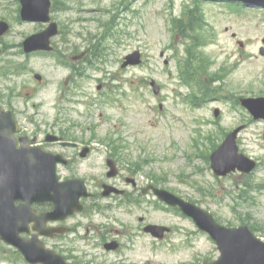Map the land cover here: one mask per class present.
Returning a JSON list of instances; mask_svg holds the SVG:
<instances>
[{
	"label": "rangeland",
	"instance_id": "374dc122",
	"mask_svg": "<svg viewBox=\"0 0 264 264\" xmlns=\"http://www.w3.org/2000/svg\"><path fill=\"white\" fill-rule=\"evenodd\" d=\"M55 1L58 7L69 9L54 12L61 34L54 38L57 51L51 59L13 55L27 35L44 26L20 22L18 2L0 0V20L10 24L0 39V103L23 122L39 110L37 119L45 121L43 125L52 121L57 133L59 127L67 126L74 138L98 148L91 160L78 161L79 169H61V177L84 178L91 190L99 192L108 169L100 156L117 148L124 175H138L143 184L153 183L193 199L222 224L248 223L264 239V187L257 188L264 184V121H250L241 105L221 98L192 107L185 98L191 89L178 76L179 61L187 55L181 25L187 24L188 8L196 0ZM202 15L204 19L196 24L198 38L192 40L187 56L193 66L205 68L206 82L227 98L264 95V55L260 53L264 15L234 14L216 2L202 3ZM175 16L183 21L173 33ZM87 48L100 55L91 63H80L76 72L60 63L75 64L73 55ZM136 49L142 52L143 62L123 68L126 55ZM35 72L42 74V83L33 76ZM153 79L160 85L159 94L153 91ZM240 125L246 126L239 136L241 151L261 165L249 176L234 172L218 177L207 156L227 132ZM96 158L99 163L93 166ZM247 180L256 186L249 188V194L244 193ZM106 202L89 201L85 213L66 222L73 231L68 237L74 238L58 244L66 254L88 264H189L219 255L215 242L197 233L190 219L153 208L148 223L171 227L167 238L157 241L143 236L136 218L131 217L134 214L113 210L111 203L106 210ZM132 226H137L135 231ZM94 228H103L112 237L118 233L123 249L118 254L105 252L101 245L107 237L92 232ZM88 232L96 239L85 241ZM0 264L28 263L4 244L0 245Z\"/></svg>",
	"mask_w": 264,
	"mask_h": 264
},
{
	"label": "water",
	"instance_id": "95a60500",
	"mask_svg": "<svg viewBox=\"0 0 264 264\" xmlns=\"http://www.w3.org/2000/svg\"><path fill=\"white\" fill-rule=\"evenodd\" d=\"M22 3L21 15L24 20L49 22L51 0H20ZM244 2H259L264 0H240ZM9 29L5 21L0 22V36ZM58 33V27L52 22L49 27L37 34L28 37L24 42L26 51L35 49H51L50 37ZM264 52V50H263ZM140 62V53L137 51L127 57L123 64ZM41 79L40 75H36ZM158 90V87H156ZM242 103L255 115V118H264V97L243 98ZM17 124L13 119L12 111L5 112L0 106V235L6 241L18 246L32 263L66 264L62 257L44 247L43 242L34 234L32 238H23L21 232L28 231V225L35 221L34 228L45 234L44 226L49 220L64 219L68 215L81 209L79 199L87 195L82 180L59 182L52 169L45 168L41 158L26 147L18 148L16 142ZM239 128L227 136L225 142L212 153V167L217 174L225 175L232 170L252 171L256 162L242 153H239L236 137ZM32 161L31 168H27ZM115 171L110 172L114 175ZM112 190L114 188L109 187ZM112 190H107L109 194ZM155 193L163 200L180 205L189 215L194 217L198 225L208 231L216 240L221 256L218 260L203 264H264V241L258 238L248 226L227 227L219 224L214 216L175 194L154 188ZM22 201L16 204V201ZM55 210L51 213L37 214L32 208L33 203L51 201ZM156 231L157 226H151ZM199 264V263H197Z\"/></svg>",
	"mask_w": 264,
	"mask_h": 264
},
{
	"label": "flooded vegetation",
	"instance_id": "af4514ba",
	"mask_svg": "<svg viewBox=\"0 0 264 264\" xmlns=\"http://www.w3.org/2000/svg\"><path fill=\"white\" fill-rule=\"evenodd\" d=\"M28 119V117H27ZM33 121L37 122V120L35 118H33ZM41 120H38V122ZM36 123L33 125V128H29L28 126L25 125H21L20 126V135H26L27 136V140L26 143L28 145H31L32 147H37V148H41L44 149L46 151H50V152H56V153H62L67 159H68V164L67 166H73L76 165V163L80 160V148H82V145L84 144L83 142L79 141L78 139H71L70 141L72 142H76L78 145L75 147H68V148H62L61 147V143L60 142H56V141H52L50 139L52 135V122L49 125H42L39 123ZM60 137L66 139V138H70L68 136H64L61 132L58 133ZM88 144V143H87ZM89 145V144H88ZM90 147V151L88 152L87 156H90L94 153L95 148ZM104 159H112L116 162L118 168H119V174L117 177H115L114 179H112L115 183L114 185L119 187L120 189L123 190L122 194H114L112 195L111 199L115 200V201H124V202H130L131 206H133L135 208L134 212H136L137 208L141 209L144 208L147 209L149 208L148 206L150 205V199H151V195L150 194H145L144 190L146 187H144L141 184V181L138 179L137 175H131L130 173L129 176H122V169H121V165H120V161H119V155L116 154L115 152H113L111 155L107 156ZM61 166V165H60ZM111 180V179H108ZM123 184V185H121ZM40 209V208H39ZM52 209V204H48L47 208L45 210H51ZM55 223H52V225H54ZM147 224V216L146 213L141 214L138 218H137V225H140V232H142V228L143 226H145ZM133 227V231L136 230L137 226H132ZM89 231V230H88ZM99 232H102L105 234V236L107 237V240L111 241V240H116L118 241L117 243V247L115 248L116 250L113 251L114 253L118 254L122 249H123V243L116 237L118 236V233L112 237V235H110V232L104 231L103 228H98ZM72 232V230H71ZM65 235H56L55 237H52V248H55L56 245L60 244L62 245V243L65 242V237H66V242L69 241H73V237H68ZM90 232H88L86 234V236L88 237L86 239V241H90L91 239L89 238ZM94 246V244L92 245ZM102 246V245H101ZM104 246L106 248V242L104 243ZM96 247V246H95ZM103 248V246H102ZM103 250L105 252L111 253L110 251H108L107 249ZM89 252H86L85 255H88ZM67 258L68 261L71 264H88V261H79L73 254L68 253L67 252ZM121 264H124L123 261L121 262Z\"/></svg>",
	"mask_w": 264,
	"mask_h": 264
},
{
	"label": "trees",
	"instance_id": "16d2710c",
	"mask_svg": "<svg viewBox=\"0 0 264 264\" xmlns=\"http://www.w3.org/2000/svg\"><path fill=\"white\" fill-rule=\"evenodd\" d=\"M191 19L192 20H200L201 19V13L199 11V7H195V9L191 10ZM195 73H191L194 70V66L190 59L187 61L186 66H185V71L186 73L190 74L191 78H196L197 79V84L201 85V88H206L208 85L204 77L207 76V70L203 68L202 66L199 65V67L196 68ZM212 82V81H211Z\"/></svg>",
	"mask_w": 264,
	"mask_h": 264
}]
</instances>
